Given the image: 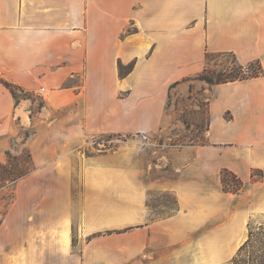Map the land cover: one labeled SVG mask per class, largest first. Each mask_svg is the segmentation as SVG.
I'll return each instance as SVG.
<instances>
[{"label": "crops", "instance_id": "0c3cea01", "mask_svg": "<svg viewBox=\"0 0 264 264\" xmlns=\"http://www.w3.org/2000/svg\"><path fill=\"white\" fill-rule=\"evenodd\" d=\"M229 52L264 71V0H0V141L34 128V170L3 220L19 243L3 234L0 264H235L264 216V73L212 86L207 143L182 149L173 181L149 182L133 142L94 146L163 131L173 85ZM223 169L247 188L225 192ZM153 189L174 213L152 219Z\"/></svg>", "mask_w": 264, "mask_h": 264}, {"label": "rangeland", "instance_id": "374dc122", "mask_svg": "<svg viewBox=\"0 0 264 264\" xmlns=\"http://www.w3.org/2000/svg\"><path fill=\"white\" fill-rule=\"evenodd\" d=\"M234 65L232 55H210L207 61V74L216 76L226 66ZM198 74L185 79L179 87L170 91L167 107L168 120L163 131L153 135H100L94 139L95 149H109L133 142L137 151V164L148 169V180L173 181L179 169L192 159L191 153H182L187 146L207 143L209 127V100L213 96L212 86L199 80ZM26 95H19V97ZM32 100L33 114L42 108L41 99L27 95ZM27 119V117H26ZM16 136L4 142L0 141V239L6 234L13 235V243H19V231L7 228L4 231L3 220L11 207H18V184L15 178L33 171L26 141L34 133L32 126L18 128ZM79 182L75 184L76 193L80 191ZM77 193V197H78ZM149 207L152 218L172 214L177 209L175 196L170 191L153 189L149 192ZM77 210L74 227L79 223ZM248 242V243H247ZM247 246L242 250L235 264H264V216L252 220L249 227ZM243 245V246H244ZM242 246V247H243Z\"/></svg>", "mask_w": 264, "mask_h": 264}, {"label": "trees", "instance_id": "16d2710c", "mask_svg": "<svg viewBox=\"0 0 264 264\" xmlns=\"http://www.w3.org/2000/svg\"><path fill=\"white\" fill-rule=\"evenodd\" d=\"M227 54L233 56L234 65L226 66L222 72L218 73L216 76H212V75L207 74V63H206L205 69L201 73L198 74L197 78L201 81L206 82L207 84L211 86H214V85L225 84V83H230V82L244 81L247 79L257 78L263 75L264 71H263V67H262L260 60H255V61L250 62L247 65H243L239 62L237 55L235 53H232V52L220 53L219 55H227ZM210 55H215V54H208L206 61H208V58ZM3 84L8 89L11 90L18 104L20 102V97H19L20 89L7 81H3ZM175 86L176 85H173V88ZM25 95L27 96L28 94H25ZM41 103L43 104L42 105L43 107L44 102L42 100H41ZM29 156H30L31 163H32V158H31L30 153H29ZM32 166H33V163H32ZM33 170H34V166H33ZM30 173L26 172L24 174H21L20 176L15 178L14 181L12 182H17L18 180L29 175ZM255 177L262 178L263 174L261 172L257 173L255 171L253 173V178ZM221 181H222L223 189L225 192H231V193L238 194V193L243 192L247 188V184L244 183L234 172L228 169L222 170ZM247 243L243 247H241L239 253L245 249V247L247 246ZM73 245L75 247L77 246L76 228L74 226H73ZM237 257L235 258V261Z\"/></svg>", "mask_w": 264, "mask_h": 264}]
</instances>
